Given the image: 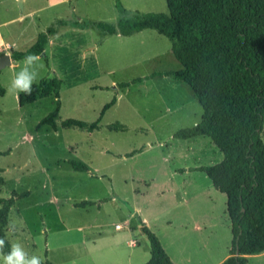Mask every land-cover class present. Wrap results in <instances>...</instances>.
I'll return each instance as SVG.
<instances>
[{
  "label": "rangeland",
  "instance_id": "374dc122",
  "mask_svg": "<svg viewBox=\"0 0 264 264\" xmlns=\"http://www.w3.org/2000/svg\"><path fill=\"white\" fill-rule=\"evenodd\" d=\"M117 1L0 0V56L28 49L53 26L48 59L40 55L35 71L38 82L62 81L58 131L47 125L38 129L55 108V97L20 106V92L11 90V81L24 59L12 58L13 64L0 70L5 89L0 95V197L30 192L11 208L15 230L7 227V237L29 256L55 264H128L132 247L127 241L135 239L139 245L131 263L142 264L151 256L150 242L141 226L130 228L140 225V217L165 246L172 243L170 220L202 218L207 222L202 239L166 247L173 257L186 258L184 264L205 262L206 256L208 262L218 261L232 247L227 196L205 171L186 168L220 162L224 155L208 136L189 140L173 134L191 127L202 107L191 102L195 93L187 83L163 74L182 68L168 37L155 29L105 35L90 25L116 24L122 17ZM120 2L127 17L136 10L168 12L167 0ZM122 82L130 85L121 88ZM177 82L181 86L174 90ZM114 96L117 102L95 131L62 126L67 118L95 121ZM71 160L90 170L73 169ZM86 200L91 203L78 205ZM118 223L124 227L116 228ZM116 236L123 238V250L111 241ZM248 264H264V253L248 256Z\"/></svg>",
  "mask_w": 264,
  "mask_h": 264
},
{
  "label": "trees",
  "instance_id": "16d2710c",
  "mask_svg": "<svg viewBox=\"0 0 264 264\" xmlns=\"http://www.w3.org/2000/svg\"><path fill=\"white\" fill-rule=\"evenodd\" d=\"M167 6L168 12L136 10L127 17L128 10L119 0L117 7L122 17L116 24L90 25L105 35L129 36L155 29L171 41L172 52L182 68L163 74L187 83L203 110L197 124L177 130L174 136L182 139L209 136L222 151L224 157L220 162L199 168L227 196L232 255L220 264H248V256L264 253V0H167ZM54 32L50 26L31 47L13 51L12 58L21 60L30 53H38L48 59L46 46ZM61 84L58 77L43 78L33 84L32 95L19 93L20 106L33 103L40 96L55 97V108L40 120L38 129L47 125L58 130ZM129 85L122 82L119 87ZM4 93L0 86V95ZM116 101L114 96L91 123L67 118L62 126L94 131ZM70 163L77 171L89 170L82 161ZM29 193L14 191L10 197H0V238L5 239V253L12 243L6 232L11 208L17 199ZM88 203L91 202L86 200L78 205ZM139 220L149 239L151 254L142 264H176L159 236L141 217ZM237 249L240 254H236ZM43 261L55 264L48 258Z\"/></svg>",
  "mask_w": 264,
  "mask_h": 264
},
{
  "label": "crops",
  "instance_id": "0c3cea01",
  "mask_svg": "<svg viewBox=\"0 0 264 264\" xmlns=\"http://www.w3.org/2000/svg\"><path fill=\"white\" fill-rule=\"evenodd\" d=\"M73 25H75V24H73ZM136 33H134V34H136ZM122 36H124V35H122ZM129 36H131V35H129ZM51 38H49L48 44L51 43ZM9 44H11V43L9 42ZM13 62L14 61H12V64H13ZM177 85H179V87L181 86V84L179 82H177L175 84V86H174V90L177 88ZM196 100L198 101L197 96L196 95L195 96H192L191 102L192 101H196ZM192 110H194V109H192ZM202 113H203V110H202ZM195 115H197V113ZM201 118H202V114L200 115V117H196V119L193 120L192 126L195 125V124H197L201 120ZM56 131H58V130H56ZM88 132H93V131H88ZM200 136H203V135H199V136H195V137H190V138H187V139H189V140L190 139L197 140L198 137H200ZM201 166H203V165H201V164L195 165V166H193L191 168H186V170H190L192 168L199 169ZM88 167H89V170H90V166L89 165H88ZM135 210H136V208L134 209V211ZM133 212H132V214H133ZM142 219H143V221H145V218H142ZM130 223H131V221H130ZM130 223H129V225H130ZM206 224H207L206 220H203L202 218H198V219H195V220H193V219H189V220H186V219H178V220H173V221L170 220L167 225L170 227V230L169 231L172 234V241H171L172 243L167 244L166 246L168 247L171 244H174L175 242L178 243V242H180L182 240L185 241V246H187V245H189L187 243L188 240H190V241L197 240L199 238V235L201 236V239H202L203 234H206V233H204V231H206V229H207V225ZM118 226H121V229L124 227V225H122L120 223L116 224V228H118ZM139 226H141V224L140 225L139 224H137V225H130V228L133 231L134 229L139 228ZM141 228H142V226H141ZM159 238H160V240H161V242H162L165 250L167 251V253L172 258V260L176 264H184V261L183 260H187V259L186 258L173 257V255L170 253V251L168 250V248L165 246L164 242L162 241V238L161 237H159ZM110 239H111V241L117 243L118 246H121V250H123L124 244H123V238L121 236L111 237ZM93 242L96 243V241H93ZM127 242L129 243V246L132 247V250L128 253V256H127L126 259H127L128 264H132L131 263L132 260L134 258H136V256H137V246L139 245V241L138 240H135V239H131L130 241L128 240ZM177 248H179V246ZM230 255H232L231 252H229L228 255H226L224 258H221L218 261H213V262L212 261L211 262H208L209 257L206 256V261L205 262L202 261V262H200L198 264H220L225 259H227V257H229ZM119 264H126V263H125V261H121Z\"/></svg>",
  "mask_w": 264,
  "mask_h": 264
},
{
  "label": "clouds",
  "instance_id": "9594fccd",
  "mask_svg": "<svg viewBox=\"0 0 264 264\" xmlns=\"http://www.w3.org/2000/svg\"><path fill=\"white\" fill-rule=\"evenodd\" d=\"M39 60L38 53H30L25 56L23 66L19 72L15 73L11 81V90L22 92L27 96L32 95L33 84L38 82V72L35 71V66ZM7 227L10 231L15 230V225L12 223H9ZM5 243V239L0 238V262L2 264H44L41 256H29L18 242L11 243L9 251L5 253L3 251Z\"/></svg>",
  "mask_w": 264,
  "mask_h": 264
},
{
  "label": "water",
  "instance_id": "95a60500",
  "mask_svg": "<svg viewBox=\"0 0 264 264\" xmlns=\"http://www.w3.org/2000/svg\"><path fill=\"white\" fill-rule=\"evenodd\" d=\"M12 56L10 53H5L0 56V70L5 67L6 65H11L12 64ZM236 254H240L239 249H237Z\"/></svg>",
  "mask_w": 264,
  "mask_h": 264
},
{
  "label": "built area",
  "instance_id": "2783aa9c",
  "mask_svg": "<svg viewBox=\"0 0 264 264\" xmlns=\"http://www.w3.org/2000/svg\"><path fill=\"white\" fill-rule=\"evenodd\" d=\"M8 48H11L12 46H11V44H8V46H7Z\"/></svg>",
  "mask_w": 264,
  "mask_h": 264
},
{
  "label": "bare ground",
  "instance_id": "6f19581e",
  "mask_svg": "<svg viewBox=\"0 0 264 264\" xmlns=\"http://www.w3.org/2000/svg\"><path fill=\"white\" fill-rule=\"evenodd\" d=\"M118 228H121V226H118Z\"/></svg>",
  "mask_w": 264,
  "mask_h": 264
}]
</instances>
